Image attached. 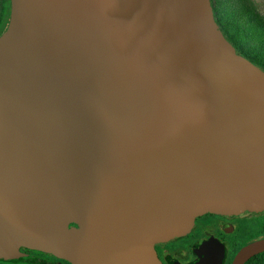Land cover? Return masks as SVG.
<instances>
[{"label":"water","instance_id":"water-1","mask_svg":"<svg viewBox=\"0 0 264 264\" xmlns=\"http://www.w3.org/2000/svg\"><path fill=\"white\" fill-rule=\"evenodd\" d=\"M261 212L264 72L210 0H9L0 259L162 264L196 217Z\"/></svg>","mask_w":264,"mask_h":264},{"label":"flooded vegetation","instance_id":"flooded-vegetation-1","mask_svg":"<svg viewBox=\"0 0 264 264\" xmlns=\"http://www.w3.org/2000/svg\"><path fill=\"white\" fill-rule=\"evenodd\" d=\"M214 19L223 35L250 63L264 72V58L255 56L235 41L224 25H264V0H210ZM6 6V7H5ZM9 14V0H0V34ZM264 240V212L238 217L206 213L194 219L192 229L177 240L154 246L162 264H232L237 253ZM18 257L0 259V264H70L29 248H19ZM244 264H264V251Z\"/></svg>","mask_w":264,"mask_h":264},{"label":"rangeland","instance_id":"rangeland-1","mask_svg":"<svg viewBox=\"0 0 264 264\" xmlns=\"http://www.w3.org/2000/svg\"><path fill=\"white\" fill-rule=\"evenodd\" d=\"M239 44L255 52V56L264 58V25H253L248 28L245 25H224Z\"/></svg>","mask_w":264,"mask_h":264},{"label":"trees","instance_id":"trees-1","mask_svg":"<svg viewBox=\"0 0 264 264\" xmlns=\"http://www.w3.org/2000/svg\"><path fill=\"white\" fill-rule=\"evenodd\" d=\"M5 2L7 3V0H5ZM6 7V6H5Z\"/></svg>","mask_w":264,"mask_h":264}]
</instances>
